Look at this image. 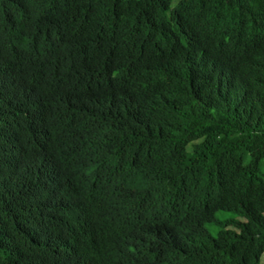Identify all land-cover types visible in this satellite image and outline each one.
<instances>
[{
  "label": "trees",
  "instance_id": "16d2710c",
  "mask_svg": "<svg viewBox=\"0 0 264 264\" xmlns=\"http://www.w3.org/2000/svg\"><path fill=\"white\" fill-rule=\"evenodd\" d=\"M162 1L0 0V264H264V0Z\"/></svg>",
  "mask_w": 264,
  "mask_h": 264
},
{
  "label": "rangeland",
  "instance_id": "374dc122",
  "mask_svg": "<svg viewBox=\"0 0 264 264\" xmlns=\"http://www.w3.org/2000/svg\"><path fill=\"white\" fill-rule=\"evenodd\" d=\"M156 6L151 10V14L156 17L158 20H162L163 18V11H166L168 9L167 5L162 0H155ZM233 218V214L231 213H225L220 212L216 214L217 220H224V219H230ZM235 219H238V217H234ZM242 221V219H241ZM206 228L211 233V235L216 236L217 228L213 225V223H207ZM229 229H234L233 227H229ZM264 258V257H263ZM263 261V259H262Z\"/></svg>",
  "mask_w": 264,
  "mask_h": 264
},
{
  "label": "clouds",
  "instance_id": "9594fccd",
  "mask_svg": "<svg viewBox=\"0 0 264 264\" xmlns=\"http://www.w3.org/2000/svg\"><path fill=\"white\" fill-rule=\"evenodd\" d=\"M240 221H241V219H240ZM242 222H244V219H242ZM263 262V261H262Z\"/></svg>",
  "mask_w": 264,
  "mask_h": 264
}]
</instances>
